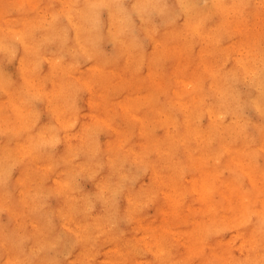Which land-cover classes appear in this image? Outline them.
<instances>
[{
	"label": "bare ground",
	"instance_id": "bare-ground-1",
	"mask_svg": "<svg viewBox=\"0 0 264 264\" xmlns=\"http://www.w3.org/2000/svg\"><path fill=\"white\" fill-rule=\"evenodd\" d=\"M10 1H20L19 9L17 16L8 6L0 9V60L16 56L18 72L9 76L0 65V166L9 169L0 186V211L9 217L0 223V264H173L168 243L154 235L168 228L172 215L179 225L171 232L175 241H188L198 230L217 243L235 228L231 239L240 243L226 245L228 254H241L237 264H264V170L242 158L254 152L244 147L253 139L264 154V45L236 59L222 40L240 37L236 23L264 15V0H153L148 8L136 7L145 0ZM93 16L99 21L95 43L87 31ZM194 41L210 52L196 57L189 51ZM160 62L169 64L164 75ZM188 64L195 71L201 64L204 73L183 74L176 84L177 69ZM83 87L90 108L79 107ZM36 102L48 113L44 122ZM246 104L258 115L251 124L257 136L241 120ZM205 116L207 126L199 123ZM105 126L110 134L101 143ZM138 169L149 181L139 179L134 187L129 181ZM189 172L187 185L182 181ZM80 176L90 180L91 193ZM157 193L166 200L165 217L144 223L143 198ZM128 211L134 231L155 232L118 237L116 224ZM223 212L230 214L228 223L218 220ZM187 223L193 227L184 228ZM61 231L73 244L66 259L57 260L50 252L64 245Z\"/></svg>",
	"mask_w": 264,
	"mask_h": 264
},
{
	"label": "rangeland",
	"instance_id": "rangeland-1",
	"mask_svg": "<svg viewBox=\"0 0 264 264\" xmlns=\"http://www.w3.org/2000/svg\"><path fill=\"white\" fill-rule=\"evenodd\" d=\"M43 1L45 3H47V2L53 1V0H43ZM200 1L203 5H209L211 3V0H209V2H207L208 0H200ZM18 2H20V1H18ZM18 2L17 1H10V0H0V9H7V6H8L11 8L9 10L11 15L17 16V11H18L17 9H19ZM251 3L254 4L255 2L251 1ZM152 15H153V20L156 24H159V25L163 24L164 21H161V18L157 14L152 13ZM104 17H105V15H104ZM134 19H135L134 24L136 26H139L140 19L137 16H135ZM236 26L239 27L238 30L240 31V34H241L239 38L235 39L232 42V39H231V41H229L228 36H226V35L222 36L223 42L228 46L227 52L230 53L231 56L233 58H236V59L250 57L251 54H253L257 51L256 47H258L259 44L264 45V15H258L256 17L253 16L248 21L236 23ZM251 32H252V36H248L249 35L248 33H251ZM142 34L144 35V38L141 39L142 42L144 43V45L148 49H151L153 51L154 47L150 43V39L148 38V36L146 34H144V33H142ZM194 42H195L194 46L191 49L189 48V51L191 53H193L196 57H200L201 53H204L206 51L210 52V47L208 45H206V43L203 44L202 41L200 43L197 41H194ZM228 43H231V44H228ZM152 47H153V49H152ZM111 48H112V44L110 42H108V43L106 42L105 46H104V51L110 52ZM210 58H211V60L215 61L212 57H210ZM185 59L188 62L186 57H185ZM0 65H1L3 72H5V74H7L9 76H15L16 77L17 72H18L17 71L18 60H17L16 56H15V59H14V57L12 58V57H7V56L1 58ZM168 66H169V64H167V67H166V64H162L160 62L159 65L156 67H157V70L159 71V73L164 75L165 74L164 71L167 73ZM175 67L176 66H174L173 68H175ZM196 67H197V69H196L197 75H202L204 73L203 72V70H204L203 66L200 64V67H198V66H196ZM214 67L215 66H213L211 68L212 71H213ZM187 69L189 72L187 71ZM170 70L172 71L171 68H170ZM171 71L168 74L171 75ZM196 71L189 64L187 66H184L183 68L177 69V78L175 80L176 84L179 85V81L182 79L183 74L185 75V79H187L190 77V74L194 76ZM141 72L144 76H147L148 73H147L146 66L141 69ZM171 77L172 76H170V78ZM173 78H175V75L173 76ZM168 83H169V81L167 82V84ZM247 87H248L247 83H242L240 85V90L245 91L247 89ZM1 94L2 93L0 90V98L2 97ZM86 95H87V88L83 87L82 88V95L78 101L79 107H81L82 109L88 108V107L90 108V105H88L87 102H84ZM34 108L38 109V118H39L40 122H44L45 120H47V114L48 113L44 110V108L40 102H36L34 105ZM242 110H243V115L245 117L241 118V120L243 119V122L245 123L246 131L253 136H257L258 135L257 127L251 126L252 123H258L259 122L257 113L249 104H246V106L244 105ZM109 111H111V109ZM199 123L203 126H207L209 123V119L206 118V116L202 117V119H200ZM157 130H159V132H162V130L159 129V125L157 127ZM109 134H110V132H109L108 128L106 126L102 127L100 132H99V135H98L100 142L104 143V141L106 140V138L108 137ZM0 140H2V134H0ZM245 146L246 147L252 146L254 148V152H247L246 154H244L242 156V158L246 159L245 160L246 162L253 160L255 162L256 166H258L261 170H264V154L262 153V151H260V148H261L260 147V141L258 139H253V140L249 141L248 144L244 145V147ZM241 147H243V145ZM136 173H137L136 178H134V180L129 181V184L131 186L136 187L138 185L137 182L139 181V179H142L141 182H145V183H147L149 181L147 179V177H143V171L141 169L136 170ZM193 175H194V172H191V173L189 172L188 174H186V180H183L182 182L184 184L186 183L188 185V182H186V181L191 179V177ZM242 180H243V178H242ZM78 181L82 182V184H83L82 186L84 187V189L88 190L89 193L92 192V185H91V182L88 178H83L82 176H80L78 178ZM241 186L244 187L245 189L248 187V182L246 181V179H244L243 183H241ZM157 195H158V197H156V198H158V199L147 198V195L143 198V200H144L143 206L141 208V214H139V215L141 216V219L144 223L145 222L146 223L152 222L155 225L156 222H158V218L165 217V215L163 216L160 214V211L162 209H164V207L167 208L166 200L163 199V196H161L162 195L161 193H157ZM187 196L189 197L188 200H193L196 197V194L192 193L190 191V188H189V190L187 192ZM217 197L219 199H221V196L219 193H217ZM120 201H121L120 204L123 205L124 202L121 198H120ZM223 213L225 215V212H223ZM222 215L220 216V219H218V220L225 221L226 223H228L230 214L225 215V217H222ZM166 217L169 218V215L166 214ZM8 220H9L8 215L5 214L4 212L0 211V223L6 224L8 222ZM188 224L189 223L185 224L184 228H186V227L192 228L193 227V224L192 225L191 224L188 225ZM168 225L169 226L167 229L157 228L155 230L156 232L154 231V228L150 229L149 231L146 230L145 231L146 233L143 231H140L139 228H138V230L134 231L132 229L134 226L132 214L128 211L123 216V218H121L120 222L116 224V230H117L116 232H117L118 237H121V238H125L127 236V234H130L132 237L138 236L139 238H142L143 234L150 237L151 234L153 232H155L154 235L163 238V241H166L168 243L169 249H167V250L171 255L170 257L173 259V264H237L238 259L241 257L240 256L241 254H239L237 251H234V250H232L233 252H231V254H228V249L226 246V245H228L229 248H231L230 242H233V241L236 243H240L239 239H231V236H236L235 228L226 229L225 232L223 233V235L220 237L221 239L219 240V242L216 243V237H214L213 234L207 233L206 231L202 232V234H201L198 230H193L194 232L195 231H197V232H195L193 234V236L190 238L192 240L189 239L187 241V240L179 237V240L175 241L174 236H173V234H171V232L173 230L178 229L177 227L179 225L174 222L173 215L171 216ZM108 230L110 233L115 234V230H113L111 228V226H110V229H108ZM203 231H204V229H203ZM121 233H123V234H121ZM197 236H199L201 239L199 240L198 238H196ZM59 239L64 242V245L57 248V249H54L53 251H51L50 255L57 260H63V259H66L67 254H68L67 253L68 249L73 244V238H70L69 235H67V234H65V232L61 231V233L59 234ZM69 240H70V242H69ZM220 242H222L225 245H222ZM183 243H186V245H183ZM205 244H207V246H204ZM201 245H203V246H201ZM190 246L191 247L193 246V247L191 249H189ZM110 247H111V245L109 243H107V244H105L104 250H107ZM224 257H226V260H224ZM96 258L103 260L102 251L101 252L98 251ZM95 264H98V263L96 262ZM124 264H135V263L134 262H130V263L125 262ZM156 264H158V263L156 262Z\"/></svg>",
	"mask_w": 264,
	"mask_h": 264
},
{
	"label": "clouds",
	"instance_id": "clouds-1",
	"mask_svg": "<svg viewBox=\"0 0 264 264\" xmlns=\"http://www.w3.org/2000/svg\"><path fill=\"white\" fill-rule=\"evenodd\" d=\"M114 4H121L122 0H112ZM153 6V0H145V3L143 5H137L136 7H143L148 8ZM95 7V6H93ZM90 27L87 29V31L90 33L89 40L93 43L97 42L99 40V21L94 16L89 21ZM9 175V169L4 168L3 166H0V186H3L7 183V178Z\"/></svg>",
	"mask_w": 264,
	"mask_h": 264
}]
</instances>
